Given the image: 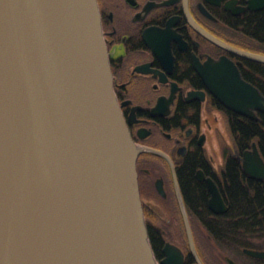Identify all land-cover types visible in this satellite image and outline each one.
I'll list each match as a JSON object with an SVG mask.
<instances>
[{
  "label": "water",
  "instance_id": "water-1",
  "mask_svg": "<svg viewBox=\"0 0 264 264\" xmlns=\"http://www.w3.org/2000/svg\"><path fill=\"white\" fill-rule=\"evenodd\" d=\"M221 73L208 84L224 106L250 117L264 110L238 71ZM137 155L97 0H0V264H157ZM241 160L264 176L255 145ZM207 183L210 209L224 212Z\"/></svg>",
  "mask_w": 264,
  "mask_h": 264
},
{
  "label": "flooded vegetation",
  "instance_id": "flooded-vegetation-1",
  "mask_svg": "<svg viewBox=\"0 0 264 264\" xmlns=\"http://www.w3.org/2000/svg\"><path fill=\"white\" fill-rule=\"evenodd\" d=\"M97 4L112 89L138 148L139 195L157 264H264V256L253 254L264 252V227L254 230L253 221L244 220L246 227L236 228L237 220L225 216L231 204L222 192L229 157L240 162L250 187L264 182L245 172L241 160L255 145L264 163L263 145L251 135L239 153L233 134L242 120L261 124L264 133V110L241 115L208 84L221 70L238 71L264 97V62L236 51L264 56V0ZM190 175L204 185V203L189 200ZM207 178L224 212L210 209Z\"/></svg>",
  "mask_w": 264,
  "mask_h": 264
},
{
  "label": "trees",
  "instance_id": "trees-1",
  "mask_svg": "<svg viewBox=\"0 0 264 264\" xmlns=\"http://www.w3.org/2000/svg\"><path fill=\"white\" fill-rule=\"evenodd\" d=\"M235 125L236 129L233 134L235 135L234 141L239 153L249 144L251 135L264 147V133L261 130V124L242 120L237 121ZM252 185L250 187V183L244 180L240 162L236 158L229 157L225 167L222 192L231 204L225 216L237 220L235 222L236 228L244 229L246 227V223L242 222L244 220H252L253 223L251 224L255 227L254 230L264 227V182ZM188 195L192 203H204L205 201L206 190L204 185L194 181L191 175L189 177ZM229 226L231 228L232 225H228L227 228ZM225 232L227 235L233 234L230 229Z\"/></svg>",
  "mask_w": 264,
  "mask_h": 264
},
{
  "label": "rangeland",
  "instance_id": "rangeland-1",
  "mask_svg": "<svg viewBox=\"0 0 264 264\" xmlns=\"http://www.w3.org/2000/svg\"><path fill=\"white\" fill-rule=\"evenodd\" d=\"M224 134H225V132H224V130H223V128H222V130H221Z\"/></svg>",
  "mask_w": 264,
  "mask_h": 264
}]
</instances>
